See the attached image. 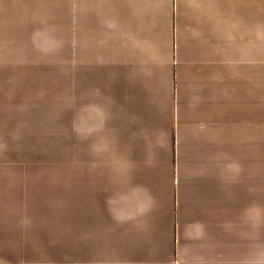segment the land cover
Segmentation results:
<instances>
[{
    "label": "crops",
    "instance_id": "crops-1",
    "mask_svg": "<svg viewBox=\"0 0 264 264\" xmlns=\"http://www.w3.org/2000/svg\"><path fill=\"white\" fill-rule=\"evenodd\" d=\"M31 2L0 0V224L69 153L70 246L22 264H264V0H69L65 40Z\"/></svg>",
    "mask_w": 264,
    "mask_h": 264
},
{
    "label": "rangeland",
    "instance_id": "rangeland-1",
    "mask_svg": "<svg viewBox=\"0 0 264 264\" xmlns=\"http://www.w3.org/2000/svg\"><path fill=\"white\" fill-rule=\"evenodd\" d=\"M54 2V0L52 1ZM51 0H39V3L31 2L30 8L41 7L43 9L53 8ZM69 0H62L63 14H64V25L62 39H69ZM42 13H47L45 10H41ZM42 18H46L43 16ZM33 20L36 16H31V24H35ZM46 21V20H45ZM67 60L66 58H63ZM69 59V58H68ZM64 66L69 71V61L63 62ZM1 64V63H0ZM20 64V63H16ZM25 64V63H24ZM6 66V63H2ZM11 63L9 66H13ZM69 78V76H68ZM2 81V80H1ZM66 101V99H62ZM65 104V103H64ZM64 120H62L61 127L63 131H69V112L63 113ZM58 134V132H57ZM40 160L41 157L37 156ZM41 164L35 165V167H43L45 163L48 167L54 170L56 175H51L45 177L48 184H45L46 192H39L36 195L41 196V203L45 204V207H25L17 209L19 211H24L25 215H31V222H14L12 224L1 225L0 224V264H22L25 260L24 253L28 252L30 248L34 247H44L48 250L61 248L62 250H67L70 246V192H69V169H70V156L69 153L55 158H46V160L40 161ZM44 162V163H43ZM17 166V164H16ZM32 166V165H31ZM64 171L63 175H57L58 172ZM39 172V171H38ZM34 173L33 172H30ZM28 174V173H27ZM41 176H31L28 179L38 180ZM48 178V179H47ZM50 179V180H49ZM49 180V182H48ZM27 188L32 181H25ZM24 186L20 187L23 189ZM32 189H37L38 187H31ZM1 190V187H0ZM0 198H5L1 196ZM32 204H37L38 202L31 201ZM41 214L44 212L48 217L45 222L39 221L38 212ZM37 236V237H34ZM26 250V251H25ZM22 253V254H21ZM51 257V256H50ZM56 257L52 256L50 261L54 260Z\"/></svg>",
    "mask_w": 264,
    "mask_h": 264
}]
</instances>
